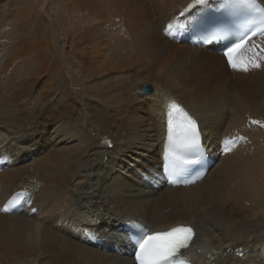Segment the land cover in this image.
<instances>
[{
	"label": "bare ground",
	"instance_id": "obj_1",
	"mask_svg": "<svg viewBox=\"0 0 264 264\" xmlns=\"http://www.w3.org/2000/svg\"><path fill=\"white\" fill-rule=\"evenodd\" d=\"M26 1L21 45L1 69L28 65L14 79L0 72V261L135 264L122 229L140 220L151 231L195 227L174 264H264V35L238 55L244 71L189 44L204 0H61L72 36L59 51L45 7ZM5 9L0 37L14 13ZM173 100L199 119L218 160L190 187L160 177ZM18 191L24 203L4 213Z\"/></svg>",
	"mask_w": 264,
	"mask_h": 264
},
{
	"label": "snow or ice",
	"instance_id": "obj_2",
	"mask_svg": "<svg viewBox=\"0 0 264 264\" xmlns=\"http://www.w3.org/2000/svg\"><path fill=\"white\" fill-rule=\"evenodd\" d=\"M225 6L248 9L261 14V28L264 31V9L259 8L257 0H224ZM255 35V31L252 33ZM220 38L216 34L211 35V39ZM247 37L241 38L238 43L232 45L224 52L228 63L234 69L242 68L248 71V62H241L237 53L245 47ZM253 67H260L259 63H253ZM168 143L170 153H188L191 157L198 158L202 149L201 136L197 122L178 104L170 105L168 111ZM254 123H258L254 121ZM230 146L234 141L227 142ZM188 158L186 163H195L196 159ZM181 164L176 160L172 161L170 167L166 168L169 177H174L180 170ZM170 182L177 183L175 179ZM8 211V208L4 209ZM193 230L190 227H177L168 232L145 235L137 241V260L140 264H174V258L180 249L187 248L193 238Z\"/></svg>",
	"mask_w": 264,
	"mask_h": 264
},
{
	"label": "rangeland",
	"instance_id": "obj_3",
	"mask_svg": "<svg viewBox=\"0 0 264 264\" xmlns=\"http://www.w3.org/2000/svg\"><path fill=\"white\" fill-rule=\"evenodd\" d=\"M0 1H1L0 2V15L7 11L5 8L7 7L8 3L12 5V10L14 12V13H12L13 14L12 17L7 18V20H9V22L8 21L5 22V25L3 27V28H5L4 33H2V37H0V60H1L0 61V72L3 71L1 73V75L2 76L4 75L5 80H8L11 78H13V79L16 78L14 74L18 73L19 68H20V70H21V68H23V64L28 65V63H26V60L25 59L22 60L20 57V58H18L17 62H15L14 65L9 63V67L6 66V68L8 67V70L7 69H1L2 66L4 64H7L9 61L8 59H6V57H8V54L12 53L11 52L12 50H15L16 47L18 48V46L21 45L20 44L21 39L16 40L15 38H17V37L14 38V35L20 30L19 28H21V26L23 24V20H24L23 18H24V16H26L25 14L27 12L26 7H27L28 2L26 0H3V1L0 0ZM35 1L37 3L36 7L38 10L41 9V6L45 7V13L44 12L43 13H44V16H47V18H46L47 21L49 20L50 24H51L50 25L48 22L49 26L47 28V32L51 36V40L53 39V41H54V39H55V41H56L55 44L57 45V48L59 49V51H60V49H63L64 45L67 47V45H69V41L71 40V36H72L71 32H70V31H72L71 26H66L65 21H62V19L60 18L61 17L60 13H57L55 11L56 6L59 4V2L61 0H45V1L41 0V2H39L40 0H35ZM47 1H48V3H47ZM62 8L63 7L59 8L60 11L63 10ZM1 28H2V25H1ZM53 30L54 31L56 30V32H58V33L54 32ZM60 32L62 34L59 38L58 34H60ZM16 64H17V66H15ZM64 70L66 71V69H64ZM2 76H0V78H3ZM0 264H5L4 257H2Z\"/></svg>",
	"mask_w": 264,
	"mask_h": 264
},
{
	"label": "water",
	"instance_id": "obj_4",
	"mask_svg": "<svg viewBox=\"0 0 264 264\" xmlns=\"http://www.w3.org/2000/svg\"><path fill=\"white\" fill-rule=\"evenodd\" d=\"M154 92V88L152 85H146L142 90H141V93L142 94H150V93H153Z\"/></svg>",
	"mask_w": 264,
	"mask_h": 264
}]
</instances>
